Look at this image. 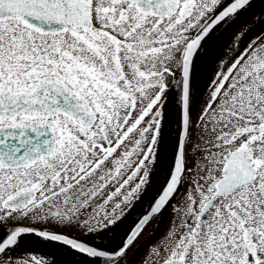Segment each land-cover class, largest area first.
<instances>
[{
    "label": "snow or ice",
    "instance_id": "snow-or-ice-1",
    "mask_svg": "<svg viewBox=\"0 0 264 264\" xmlns=\"http://www.w3.org/2000/svg\"><path fill=\"white\" fill-rule=\"evenodd\" d=\"M0 264H264V0H0Z\"/></svg>",
    "mask_w": 264,
    "mask_h": 264
},
{
    "label": "flooded vegetation",
    "instance_id": "flooded-vegetation-1",
    "mask_svg": "<svg viewBox=\"0 0 264 264\" xmlns=\"http://www.w3.org/2000/svg\"><path fill=\"white\" fill-rule=\"evenodd\" d=\"M154 224H155V220L152 222V224H150L148 226L147 229H145L144 236H147L148 235L149 230L153 227ZM162 227H166V220L162 223Z\"/></svg>",
    "mask_w": 264,
    "mask_h": 264
},
{
    "label": "rangeland",
    "instance_id": "rangeland-1",
    "mask_svg": "<svg viewBox=\"0 0 264 264\" xmlns=\"http://www.w3.org/2000/svg\"><path fill=\"white\" fill-rule=\"evenodd\" d=\"M229 39H231V38H229Z\"/></svg>",
    "mask_w": 264,
    "mask_h": 264
}]
</instances>
